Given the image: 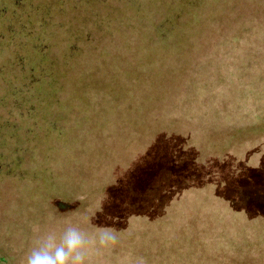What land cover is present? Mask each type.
I'll use <instances>...</instances> for the list:
<instances>
[{
  "label": "rangeland",
  "instance_id": "374dc122",
  "mask_svg": "<svg viewBox=\"0 0 264 264\" xmlns=\"http://www.w3.org/2000/svg\"><path fill=\"white\" fill-rule=\"evenodd\" d=\"M0 1L4 7L9 6L11 0ZM95 1L87 6L88 0H32L30 6L40 5L42 8L38 11L28 9L27 2L23 0L20 18L11 17L0 6V94L7 95L9 92L13 96L19 88L17 83H27L34 90L22 98L24 102L27 100L25 103L22 100L17 102L19 91L17 97H10L3 103V116L7 122L5 127L14 124L11 122L16 114L12 110L21 112L18 114L19 119L16 118L21 120L18 130L15 128L17 131L11 137L5 136L21 146V153H26L19 161L22 170L16 171V185L28 183L27 173L23 171H28L33 163H39L45 169L43 173L49 176V180L52 179V183H55L53 178H57L59 181L56 183L62 185L73 173L86 176L80 174L82 170L90 169L93 165L101 167L112 157L113 151L126 147L127 143L131 144L130 134L139 133L148 124L146 121H149L150 112L154 111L155 106L149 102L147 106L137 105L140 108L134 112L138 95L132 89L141 87L143 81L151 79L147 77V72H143V68L145 70L158 63L157 59L173 63L174 68H177L181 56H193L194 60L197 52L205 47H202L205 41L220 29L227 18L243 8L244 14L249 16L255 9L248 5L259 6L264 3V0H97L101 7L111 4L120 8L119 15H114L118 31L114 32L115 35L98 32L95 39L83 38L82 32L69 25L71 21L74 22L73 19H78L77 28L87 24L96 9L93 8ZM110 12L99 15L103 16L101 18L109 17L112 21ZM256 19L246 23L245 28L237 29L225 41H218L209 48L210 53L218 48L220 50L217 56L212 55L213 61L206 69L199 70L200 77L197 76L198 79L186 89V94L191 93L192 99L193 92L199 89L198 95L204 94L201 101L206 105L218 101V108L225 109L229 116L230 112L241 113L242 118H248L251 123L252 117L264 114V17ZM39 20L44 21L43 26L39 25ZM60 21L67 25L69 23L70 31L57 36L53 33L59 31L57 26L62 27ZM129 37L134 43L128 42ZM70 40H74L81 48L70 53L72 66L67 69V64L62 63L58 70L60 77L67 83L63 89L68 94L75 89L80 100L62 102L67 106L65 110L68 117L66 121L58 123L46 111H55L56 102H59L57 96L52 99L45 95L39 96V86L35 81L52 70L48 65V61L52 60L47 52L48 47L60 49ZM35 60H38V65L32 69L34 74L30 72L32 84L26 69L32 67L30 62ZM94 60L99 62L95 69L97 72L89 64L93 62L94 66ZM85 69L91 74L84 72ZM81 74L83 77L80 79ZM161 76H164V72H159V76L153 79L159 81ZM100 81L102 83H98ZM150 92L157 96L162 93L154 90ZM34 97L35 103L40 105L38 111L31 115L27 113V105L33 102ZM136 102L139 103L138 100ZM96 104L103 110L114 106L117 111L112 113L109 121L104 122L105 113L96 108ZM10 105L12 108L8 109ZM193 107L196 108L195 105ZM189 108H183L187 115L192 114ZM138 115L140 120H137ZM237 120L240 121L239 118ZM80 124H89V127L84 129ZM74 135L79 137L78 146L74 144ZM107 139H110L107 151L102 150ZM107 153L112 154L107 157ZM67 168L75 171L69 175ZM8 174L13 173L11 171ZM13 187L6 189L0 185V198L4 194V198L11 199L0 201V250L7 254L5 263L0 252V264H22L25 254L32 247L30 243L24 246L19 245L20 240L14 242L3 238L9 235L31 236L36 225L45 232L55 231L57 236L65 228L64 219H52L49 222L50 216L41 209L37 210L44 205L36 204L35 200L19 191L20 188ZM44 209L47 210V207ZM137 225V229L135 225H130L123 233L116 234L117 242L108 247L99 245V234H88L97 236V243L90 248L85 264H168L180 258L186 264H193L192 236L172 232L150 236L148 231L160 228L157 223L146 221ZM90 255L93 256L89 259Z\"/></svg>",
  "mask_w": 264,
  "mask_h": 264
},
{
  "label": "trees",
  "instance_id": "16d2710c",
  "mask_svg": "<svg viewBox=\"0 0 264 264\" xmlns=\"http://www.w3.org/2000/svg\"><path fill=\"white\" fill-rule=\"evenodd\" d=\"M22 1L11 0L9 6L3 7L1 3L0 6L11 17L20 18ZM24 1L27 2L28 9H42L40 5H36L39 8L30 6L32 0ZM92 3L93 0H88L87 6ZM263 5L264 3L259 6L248 5L255 9L249 16L244 14L243 8L236 15L227 18L220 29L205 41L202 45L205 47L197 52L194 60L193 56H181V61L176 64L177 68H174L173 63L157 59L158 63L145 70L143 68V72H147V77L151 79L143 81L141 87L132 90L136 91L134 94L138 95L139 102L134 100V112L141 106H147L149 102L155 106L154 113L150 112L149 121H146L148 124L139 133L130 134L129 141H132V145L127 143L126 147L113 151L111 158L109 156L112 153H107L109 160L102 166L99 164L101 167L93 165L90 169L82 170L80 174L86 176L76 175L72 172L75 170L67 168L68 174L72 172L73 175L66 178L64 185L56 183L59 181L57 178H53L55 183H52L39 163H33L28 171H23L27 173L28 185L15 184L16 171L22 170L19 161L26 153H21V146L5 136L11 137L18 130L21 120L16 118L19 119L18 114L21 112L12 110L16 114L11 122L14 124L5 127L7 122L3 116V103L10 97H17L18 91L17 102H20L34 90L27 83H17L19 88L13 96L9 92L7 95L0 94V185L6 189L13 186L15 189L20 188L19 191L35 200L36 204L44 205L37 210L45 211L54 221L64 219L65 228L75 225L92 235L107 229L116 235L123 233L130 225H135L137 229L140 222L153 221L160 228L148 231L150 236L172 232L187 233L193 237V264H264V114L252 117L251 123L248 118H242L241 113L230 112L229 116L225 109L218 108V101H213V105H206L201 101L204 94L198 95L201 91L199 89L193 92V99L191 93L186 94L187 87L200 77L199 70L206 69L214 59L212 55L217 56L219 53V48L212 53L209 48L218 41L228 39L246 23L264 17V10L261 11ZM93 8L96 9L86 25L82 21L84 25L77 28L78 19H73L74 22L71 21L68 25L82 32L83 38L95 39L98 32L113 35L117 30L114 15H119L120 8L111 4L101 7L97 0ZM105 11H111L112 21L109 17H100L99 14ZM38 23L43 26L44 21L39 20ZM60 23L62 27L57 26L59 31L54 35L60 36L70 31L65 22ZM158 37L161 38L159 35ZM128 42L134 43L132 37L128 38ZM60 47L62 48L48 47L47 52L52 56L48 65L52 70L35 81L39 86V96L45 95L50 99L57 96L59 102H56L55 111H46L58 123L66 121L68 117L65 110L67 106L62 102L80 100L75 89L71 94L63 89L67 83L60 77L58 69L62 63L67 64V69L72 66L69 61L70 53L81 47L74 40ZM37 61H31L32 67L26 69L31 83V73L34 74L32 69L37 67ZM94 62V66L93 62L89 64L97 72L95 69L99 62ZM84 72L91 74L88 69ZM159 72H164V76L156 81L153 78L159 76ZM82 77L83 74L80 79ZM151 90L162 93L157 96ZM32 99L33 102L27 105V113L31 115L38 111L40 105L35 103V97ZM25 102L22 100V103ZM11 105L8 109L12 108ZM137 105L140 107L137 108ZM185 106L190 107L191 115L183 110ZM96 108L103 110L99 106ZM24 109L26 110L25 106ZM115 111L117 109L114 106L103 110L104 122L109 121ZM139 118L141 117L138 115L137 120ZM80 125L84 129L89 127V124ZM73 141L78 146L79 137L74 135ZM108 141L110 139L103 144L102 150L107 151ZM11 171L13 174H8ZM3 192L6 193L5 190ZM2 197L0 201H11L10 198H4V194ZM92 237L97 239V236ZM3 239L14 242L20 240L19 245L26 246L28 243L32 244L33 235H9ZM0 252L5 262L6 252ZM168 264L186 263L180 258L177 262Z\"/></svg>",
  "mask_w": 264,
  "mask_h": 264
},
{
  "label": "clouds",
  "instance_id": "9594fccd",
  "mask_svg": "<svg viewBox=\"0 0 264 264\" xmlns=\"http://www.w3.org/2000/svg\"><path fill=\"white\" fill-rule=\"evenodd\" d=\"M32 231V247L25 254L22 264H85L90 248L97 243L96 238L75 225L67 226L59 237L55 231H42L39 225L33 226ZM116 242V235L109 230L102 229L99 233L101 247Z\"/></svg>",
  "mask_w": 264,
  "mask_h": 264
}]
</instances>
